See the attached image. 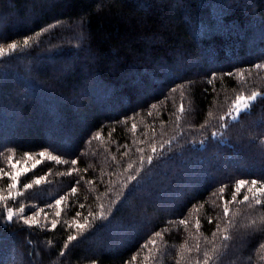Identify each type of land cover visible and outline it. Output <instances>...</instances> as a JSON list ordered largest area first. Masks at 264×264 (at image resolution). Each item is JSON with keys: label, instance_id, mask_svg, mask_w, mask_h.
Segmentation results:
<instances>
[{"label": "trees", "instance_id": "16d2710c", "mask_svg": "<svg viewBox=\"0 0 264 264\" xmlns=\"http://www.w3.org/2000/svg\"><path fill=\"white\" fill-rule=\"evenodd\" d=\"M24 39L0 57V168L19 174L0 196L40 215L9 222L0 203V264H264V193L248 191L264 181V0H0V46ZM100 205L107 219L68 227Z\"/></svg>", "mask_w": 264, "mask_h": 264}, {"label": "snow or ice", "instance_id": "6c2138e0", "mask_svg": "<svg viewBox=\"0 0 264 264\" xmlns=\"http://www.w3.org/2000/svg\"><path fill=\"white\" fill-rule=\"evenodd\" d=\"M37 36L40 35V33H37L36 34ZM30 39H24L23 40V44L22 45H18L17 43H8L6 48L3 47V46H0V57H3L5 55H8L9 54V50H11L12 52H15L18 48H28L30 47ZM262 65H256L257 68L261 67ZM258 93H252V95L250 96H244V95H238L235 100L233 101L232 103V107L230 109V111L225 115V116H221L220 117V120L221 121H224L226 119L228 120H236L239 116V114L244 111L245 109H248L251 102L255 100V98L257 97ZM155 105H152V107H154ZM180 111L183 112L184 111V108H183V105H181L180 107ZM235 113V114H233ZM177 119H179V117H177ZM135 127V126H133ZM228 125L227 124H224V123H221L220 125V128L221 129H225L227 128ZM222 133H218L217 131H213L212 132V138L213 139H217L219 136H221ZM96 138H99V136L97 135ZM223 142V141H221ZM203 143V141L201 142ZM161 148V151L163 150V145L160 146ZM139 151L143 152V149H140ZM152 153L153 155H149L147 156V163L148 164H152V161H153V158L155 155H158L157 153V147L155 144L152 145ZM27 155V154H26ZM39 155L41 157H44L45 156V153L44 152H40ZM49 160H56L57 163H61L62 161L59 160L56 156H49L48 157ZM8 161H9V164L11 165V167L15 168L16 165L12 163V157L9 156L8 157ZM64 162H67V161H64ZM145 162V158L144 156L142 155L141 156V159H140V163L141 165H143ZM71 164L72 165H76L77 164V160L76 159H72L71 160ZM133 168V164L132 163H129L127 168L124 170L125 172L129 173L127 178H126V183L125 185L122 187V190L120 192V195L123 196L124 195V192H123V188H126L127 187V184L128 183H131L132 181H136L138 179V176H139V173L141 171L140 167H137L135 169V174L131 173L130 170ZM75 169H71L69 170L68 174L71 175L72 174V171H74ZM3 176H8V178L11 180V183L8 184V189L9 190H12V189H16L17 188V185L19 183V179H18V176L19 174L18 173H15V172H12V173H9V172H5L4 169L0 168V178H2ZM83 179V178H81ZM40 181L37 179L36 180V183L38 184ZM77 183H79V181H77ZM88 183H92V181H88ZM248 183V181L246 180H239L237 181L236 185H235V192L233 193V201H235V198L237 195H239V192L240 190ZM251 185L252 187H249L248 188V191L249 192H252L253 191V188L257 185V184H260V188L257 189L258 192H262L264 193V181H258L256 179H252L251 180ZM24 189H28L31 187V184H25L24 186ZM77 189L75 186L72 187L71 189V192L72 193H76ZM221 192L224 191L223 188L220 189ZM255 198V197H254ZM9 199H13L12 196H11V191H9V195L8 197H4V196H0V203H3L4 204V208H5V213H6V219L7 221L9 222H13L14 221V217L15 219H18L20 220L24 225H27L28 227H32L34 225L37 224V220H36V217H39L40 215V212L37 211L35 212L34 214H28L27 216L24 215L25 213V206L23 204H21L18 208H14V207H11L7 204V200ZM65 199V197H61L60 199H57L55 201V205L57 206V208L60 207L61 205V201ZM249 199V197L247 195H245L243 197V201H247ZM243 201H236L238 203H242ZM113 204L116 203V201H113L112 202ZM226 204L227 203H230L228 201L225 202ZM255 203L257 205L261 204L262 203V200L259 199V198H256L255 199ZM81 208H84L85 205L84 204H81L80 205ZM100 211L98 212H89L88 213V216H85L84 217V223H78L75 219L72 221V224H69L68 227H73V225L75 226L76 229H79V235H83L84 234V231L86 230V228L90 227L91 226V223L94 222L95 220H98V219H107V216L105 215L104 213V206L103 205H100ZM55 215L57 217H60L61 215V212L60 211H57L55 213ZM81 215L80 212H77L76 213V216L79 217ZM229 215V209L227 207L224 208V216L225 217H228ZM91 216L92 217V221H89L88 217ZM5 218V214H0V219H4ZM45 219H48V216L47 214H45ZM209 223H212V220L211 218L209 219L208 221ZM58 223V220H53L51 221V225H52V228L54 229L56 227ZM180 224H186V220L184 219H181L179 221ZM217 232L221 233V239L222 240H228L229 237L227 235H224L223 232H224V229H221L220 228V225L217 224ZM217 232H213V236L215 237L217 235ZM162 233L161 232H156L154 233V236L156 237H159L161 236ZM68 243H65L64 244V249H67L69 247V243L72 242V241H75L77 240V235H69L68 236ZM148 243L150 244H153L155 245V240L152 239V240H149ZM147 245H143L142 247H146ZM261 247H264V245H261ZM60 255L61 256H64L65 255V252L64 251H61L60 252ZM205 259L203 261V264H209L210 261L213 260V257L211 255H208L207 253H205ZM133 261H135L136 257L133 256ZM90 264H98V261L96 259H93L91 260Z\"/></svg>", "mask_w": 264, "mask_h": 264}, {"label": "rangeland", "instance_id": "374dc122", "mask_svg": "<svg viewBox=\"0 0 264 264\" xmlns=\"http://www.w3.org/2000/svg\"><path fill=\"white\" fill-rule=\"evenodd\" d=\"M245 110H246V109H245ZM245 110H244V111H245ZM242 112H243V111H242ZM233 114H235V113H233ZM16 173H17V171H16Z\"/></svg>", "mask_w": 264, "mask_h": 264}]
</instances>
